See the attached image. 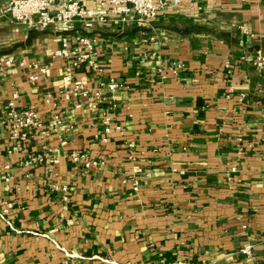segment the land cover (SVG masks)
Listing matches in <instances>:
<instances>
[{
  "label": "crops",
  "instance_id": "1",
  "mask_svg": "<svg viewBox=\"0 0 264 264\" xmlns=\"http://www.w3.org/2000/svg\"><path fill=\"white\" fill-rule=\"evenodd\" d=\"M5 3L0 59L11 65L0 70V116L18 92V109L36 106L44 120L57 110L72 128L60 147L56 134L15 142L0 125V211L12 204L0 217V264H247L246 243L264 264V66L250 61L264 52V0H180L146 26L92 30L11 22ZM80 34L97 37L104 67L78 72L85 85L122 84L107 102L109 133L98 111L62 98L66 60L53 52ZM176 64L159 81L156 68ZM48 92L56 109L44 104ZM45 146L86 151L97 165L18 163ZM50 183L67 187L66 201Z\"/></svg>",
  "mask_w": 264,
  "mask_h": 264
},
{
  "label": "built area",
  "instance_id": "2",
  "mask_svg": "<svg viewBox=\"0 0 264 264\" xmlns=\"http://www.w3.org/2000/svg\"><path fill=\"white\" fill-rule=\"evenodd\" d=\"M98 6H88L81 0H6L4 14L11 22L24 24L26 26H38L42 29L58 24H79L83 30H92L96 25L119 26L125 23H132L136 26H146L152 20L159 17L166 8L177 4L180 0H91ZM150 40H154L151 37ZM97 37L87 34H80L76 42H71L67 37L61 39L60 46L54 50L56 57L66 60L64 71V80L68 89L62 93L64 101H72L74 108L88 106L91 111H98L102 115L104 130L109 133L112 130L111 116L107 109H112L113 104L109 106L107 102L111 101V95L122 85L113 77L108 80H100L99 87L96 89L88 88L83 79L78 76V72L86 71L94 75H100L104 72V67L96 60L98 55ZM252 65L264 66V52L257 49L252 58ZM11 65V60L7 58L0 59V70ZM181 66L176 64L168 69L165 66L156 68V75L159 81L166 78L167 70L174 74L180 70ZM44 67L38 68L29 75L31 82L38 81L44 74ZM139 74L138 72L135 73ZM108 93L109 96L105 95ZM18 92H14L7 103L4 113L0 116V125H6L10 129V138L15 141H27L29 138L37 135L40 138H46L50 134H56L60 147L67 143L65 133L72 128L63 120L60 113L54 110L50 113L49 120H44L36 106H28L18 109L16 99ZM244 97V94H241ZM87 100V101H86ZM44 104L56 109L61 104V100L55 99L53 93L48 92L44 97ZM107 106V107H106ZM109 106V107H108ZM115 126L114 129H120ZM106 140V138H103ZM133 146V143H129ZM62 158H68L76 164H80L83 169H89L97 165L95 160H91L86 151L74 150L65 153L61 148L52 150L45 146L37 151H30L23 155L18 163L22 166H32L41 163L58 164ZM5 169H10V164H5ZM233 170H235L233 168ZM10 180L7 174L5 181ZM126 181V179H123ZM133 190H138V181L132 180ZM49 189L52 191H62V199L67 200V187L50 183ZM10 202H4V207L0 211V217L4 219L5 213L11 208ZM11 226V223L8 222ZM241 252L245 255L247 264H263L255 260L252 255V245L243 244ZM159 264H215L212 260L202 259L198 262H190L184 259H173Z\"/></svg>",
  "mask_w": 264,
  "mask_h": 264
}]
</instances>
